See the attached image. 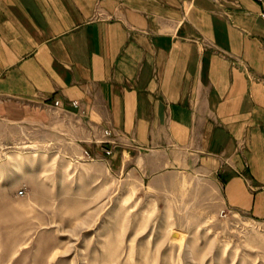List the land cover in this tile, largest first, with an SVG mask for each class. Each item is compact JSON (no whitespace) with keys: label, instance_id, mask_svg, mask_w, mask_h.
I'll return each mask as SVG.
<instances>
[{"label":"crops","instance_id":"0c3cea01","mask_svg":"<svg viewBox=\"0 0 264 264\" xmlns=\"http://www.w3.org/2000/svg\"><path fill=\"white\" fill-rule=\"evenodd\" d=\"M259 11L255 0H0V118L60 132L82 164L136 153L146 172L214 178L230 212L264 221Z\"/></svg>","mask_w":264,"mask_h":264},{"label":"rangeland","instance_id":"374dc122","mask_svg":"<svg viewBox=\"0 0 264 264\" xmlns=\"http://www.w3.org/2000/svg\"><path fill=\"white\" fill-rule=\"evenodd\" d=\"M61 140L0 118V264H264V221L214 178L146 172L135 152L86 165Z\"/></svg>","mask_w":264,"mask_h":264},{"label":"built area","instance_id":"2783aa9c","mask_svg":"<svg viewBox=\"0 0 264 264\" xmlns=\"http://www.w3.org/2000/svg\"><path fill=\"white\" fill-rule=\"evenodd\" d=\"M255 1L260 5L259 16L264 19V0H255ZM54 104L56 106H58V105L61 104V101L60 100H56ZM72 105H74L75 107H78L79 106V101L78 100H73L72 101ZM105 134L106 135H111V131L106 129L105 130ZM106 152H107V154H110L111 150H107ZM20 192H22V190ZM225 212H226L225 210H222L221 213L225 214Z\"/></svg>","mask_w":264,"mask_h":264}]
</instances>
